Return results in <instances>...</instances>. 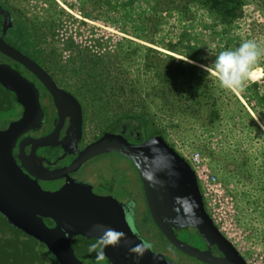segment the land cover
Masks as SVG:
<instances>
[{
    "label": "rangeland",
    "instance_id": "rangeland-1",
    "mask_svg": "<svg viewBox=\"0 0 264 264\" xmlns=\"http://www.w3.org/2000/svg\"><path fill=\"white\" fill-rule=\"evenodd\" d=\"M10 3L31 27L38 62L82 102L87 136L95 137L122 116L136 115L162 130L166 143L184 159L199 154L205 174L219 184L216 192L204 190L213 223L247 264H264V70L232 93L205 67L219 52L235 50L246 40L264 48V0H237L236 14L221 18L199 5L179 8L167 0ZM165 57L208 74L218 111L212 126L163 111L158 83L146 62ZM259 67L264 69V56ZM124 161L108 154L94 159L90 164L96 166L86 170L94 191L99 182L121 188L124 172L118 166ZM129 181L136 194L134 176ZM13 230L0 218V264L5 256L13 264H52L45 261V250ZM82 250H76L82 264H108Z\"/></svg>",
    "mask_w": 264,
    "mask_h": 264
},
{
    "label": "water",
    "instance_id": "water-1",
    "mask_svg": "<svg viewBox=\"0 0 264 264\" xmlns=\"http://www.w3.org/2000/svg\"><path fill=\"white\" fill-rule=\"evenodd\" d=\"M0 52L34 74L56 103L75 102L69 93L57 89L37 64L7 46L1 39ZM0 85L18 98L19 94L22 96L24 112L20 121L0 129V140L7 136L16 140L36 126L42 117L37 91L19 73L5 66H0ZM60 127L50 136L36 142L35 149L52 143ZM109 153L122 155L134 166L151 220L170 245L204 264H247L213 224L189 164L160 135L133 146L120 136L106 134L79 152L68 167L42 173L33 169L30 161H22L23 167H18L12 157V146L5 148L0 143V215L9 226L43 245L57 264H82L71 248V241L75 237L97 241L102 233L93 230L96 225L122 234L119 246L106 247L103 258L110 264H134L129 248L143 241L137 230H133V224L131 226L128 222L121 204L111 197L95 196L91 186L84 183L66 184L54 193L45 192L38 186L39 182L58 183L86 161ZM46 219L53 223V228L47 227L44 222ZM187 228L194 229L198 234L206 246L205 251L177 239V232ZM212 248L222 256H214ZM139 264L171 263L163 255L149 249Z\"/></svg>",
    "mask_w": 264,
    "mask_h": 264
},
{
    "label": "flooded vegetation",
    "instance_id": "flooded-vegetation-1",
    "mask_svg": "<svg viewBox=\"0 0 264 264\" xmlns=\"http://www.w3.org/2000/svg\"><path fill=\"white\" fill-rule=\"evenodd\" d=\"M0 39L7 46L37 64L51 78L57 89L69 93L76 102L60 101L56 103L34 74L15 60L0 52V66L9 67L12 71L19 73L22 78L34 86L37 91L38 103L42 112V117L38 119L35 124L36 126L20 135L16 140H14L12 136L3 137L0 140L3 147L8 148L12 146V157L18 167H23L22 161L26 163L30 161L33 165V169L41 171V173L45 170L53 171L62 169L68 167L79 152L106 134L120 136L130 145L139 146L157 133L155 131L147 132L140 126H133L129 124V122L123 121V118H119L110 122L95 137L89 138L85 132V117L82 102L74 94L60 86L53 79L50 72L38 62L33 49L34 41L31 27L25 16L20 13L18 8L10 3V0H0ZM21 101V94H19L18 98L15 93L8 91L5 87L0 85V129L8 124L20 121L24 112ZM59 127V131H56L57 136L52 143L35 149L34 146L36 142L50 136ZM33 148L35 149L34 151H32ZM108 155L119 156L128 163L124 161V163L118 166L119 170L124 172V183L119 185L121 188L116 187L112 181H109L111 182L110 185H104L99 182L94 191L92 185L94 182L89 178L91 175H89L86 170L92 165L96 166L94 163H90L97 157L86 161L77 171L69 174V177L58 183L51 184L39 182L38 186L45 192L54 193L70 183H84L90 185L92 193L95 196L102 198L111 197L123 206L128 222L131 226L133 224V230H137L143 242L151 244L150 250L153 253L164 255L171 264H204L197 261L195 258L188 257L181 253L164 239L151 220L146 206L142 184L137 171L135 170V174L132 170V163L120 154L109 153ZM93 166L90 168H93ZM22 171L26 173L24 169ZM128 176L130 181L127 178ZM131 176H134V186L136 185V189L139 187L136 190V194L135 192L132 194L130 184L129 186L127 185L128 181L131 182ZM116 188L118 189V191L116 190L118 194L115 192ZM0 218H2L3 222L6 221L1 215ZM44 222L47 227H54L50 220L46 219ZM10 228L13 227L10 226ZM139 230H144L146 235L142 236ZM176 237L180 242L188 246L200 251L206 250L205 244L192 228L178 231ZM76 238H81L82 243L74 242ZM84 242L85 244H83ZM96 242V240H85L82 237H75L71 241V248L77 257L76 250L84 248L87 243L91 245V243L95 244ZM211 253L217 257L222 256L215 248L211 249ZM105 261L107 260L105 259ZM107 262L110 264L109 261Z\"/></svg>",
    "mask_w": 264,
    "mask_h": 264
},
{
    "label": "trees",
    "instance_id": "trees-1",
    "mask_svg": "<svg viewBox=\"0 0 264 264\" xmlns=\"http://www.w3.org/2000/svg\"><path fill=\"white\" fill-rule=\"evenodd\" d=\"M237 0H167L169 6L185 8L188 4H196L203 8L211 16L218 18L233 16L236 14L235 3ZM146 65L151 66L158 83L157 95L161 100V108L170 116H181L201 122L204 125L212 126L218 119L216 98L209 86L208 74L189 64L176 62L172 57H165L161 61L150 62L147 58ZM123 121L129 122L133 126H140L147 132H157L154 136L160 135L163 138L162 130H158L147 118L132 115L122 116ZM164 139V138H163ZM166 142V141H165ZM133 172L134 167L131 165ZM136 174V173H135ZM141 190V187H140ZM142 191V190H141ZM10 227L8 223L4 222ZM8 232V230H4ZM19 236H25L18 230H13ZM4 232V233H5ZM40 248L45 250V261L57 264L55 258L48 253L46 248L29 237ZM15 242V240H13ZM91 245L87 243L82 248L85 256H96L95 252H90ZM4 247V246H3ZM3 264H13L11 258L5 256Z\"/></svg>",
    "mask_w": 264,
    "mask_h": 264
},
{
    "label": "clouds",
    "instance_id": "clouds-1",
    "mask_svg": "<svg viewBox=\"0 0 264 264\" xmlns=\"http://www.w3.org/2000/svg\"><path fill=\"white\" fill-rule=\"evenodd\" d=\"M264 48L254 40L242 42L235 50H224L215 55L213 62L205 66L206 71L215 73L219 86L229 92L239 93L245 83L256 78L257 73L264 70L259 67ZM94 231L102 234L97 237V242L90 246L89 251L95 252L97 260H102L106 247H117L122 240V234L103 225L94 226ZM151 244L143 242L129 248V254L134 257V264H139Z\"/></svg>",
    "mask_w": 264,
    "mask_h": 264
},
{
    "label": "built area",
    "instance_id": "built-area-1",
    "mask_svg": "<svg viewBox=\"0 0 264 264\" xmlns=\"http://www.w3.org/2000/svg\"><path fill=\"white\" fill-rule=\"evenodd\" d=\"M184 160L189 164L190 168L192 169V171L196 177V180H197V183H198V186H199L202 198H203V202L205 205L204 190L206 189L209 193L216 192L218 187H219V184L216 181V178L214 176H212L210 174H205L206 172L201 166L202 159L200 158L199 154H197V153L193 154L188 159H184ZM205 208H206V206H205ZM212 222H213V220H212Z\"/></svg>",
    "mask_w": 264,
    "mask_h": 264
}]
</instances>
